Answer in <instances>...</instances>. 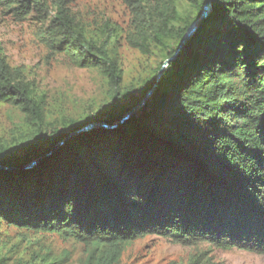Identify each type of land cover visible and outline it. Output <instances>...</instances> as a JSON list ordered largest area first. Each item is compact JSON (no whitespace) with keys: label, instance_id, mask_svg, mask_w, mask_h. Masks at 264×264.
Segmentation results:
<instances>
[{"label":"trees","instance_id":"16d2710c","mask_svg":"<svg viewBox=\"0 0 264 264\" xmlns=\"http://www.w3.org/2000/svg\"><path fill=\"white\" fill-rule=\"evenodd\" d=\"M124 1L134 16L129 44L163 57L136 86L123 85L114 26L92 32L74 0H0L5 14L38 22L36 37L51 53L98 70L109 86L103 103L50 123L46 94L0 48V104L20 110L26 123L0 149V165L14 167L0 170V225L75 240L106 262L147 234L264 255V0H212L177 55L206 0ZM184 5L193 11L185 14ZM174 55L130 119L71 137L23 169L31 154L44 155L84 125L121 119ZM31 258L16 264L59 263L42 250ZM188 264L209 263L201 254Z\"/></svg>","mask_w":264,"mask_h":264},{"label":"rangeland","instance_id":"374dc122","mask_svg":"<svg viewBox=\"0 0 264 264\" xmlns=\"http://www.w3.org/2000/svg\"><path fill=\"white\" fill-rule=\"evenodd\" d=\"M72 7L92 32L105 30L111 24L119 33L117 50L122 62L123 85L141 83L163 59L159 52L154 56V49L153 53L150 50L141 53L129 44L127 36L135 29L134 16L124 0H74ZM182 11L188 14L193 9L184 5ZM38 27L35 19L18 21L0 7V48L11 65L21 67L27 77L35 80L40 92L46 94L47 120L54 124L53 120L62 114L78 118L89 105L96 107L103 103L109 97L104 75L95 69L74 66L63 54L51 53L37 39ZM25 130L22 112L0 104V149L13 144ZM12 150L23 154L18 147ZM35 157L31 154L28 161ZM41 250L52 257L50 262L59 260L58 264H188L201 254L209 264H264V255L240 249L222 250L206 243L186 246L153 234L126 244L117 261L106 262L100 253L91 256L90 247L75 240L0 225V256H7L8 264H16L20 258L31 260Z\"/></svg>","mask_w":264,"mask_h":264},{"label":"water","instance_id":"95a60500","mask_svg":"<svg viewBox=\"0 0 264 264\" xmlns=\"http://www.w3.org/2000/svg\"><path fill=\"white\" fill-rule=\"evenodd\" d=\"M212 0H206L204 7H203V11L201 16L193 22V24L190 26V28L188 29L187 33L185 34L184 38L182 39V41L180 42L175 55L178 54V52L182 49V47L184 46V44L186 43V41L195 33L196 29H198L200 27V25L204 22L206 16L209 13L210 10V6H211ZM175 55L171 58H169L168 60H166L165 64L163 65V67L160 69L157 77H156V82L155 84L151 87V89L146 93V95L141 99V101L134 106V108H132L129 112H127L121 119L113 122V123H108V122H104V121H96V122H92L89 124L84 125L83 127L75 130L74 132L70 133L68 136H66L65 138H63L53 149H51V151L45 153L42 156H36L35 159L33 160H29L26 162V164L24 165L23 169H31L33 167H35L37 164H39L43 159H45L48 155L52 154L55 149L59 146L62 145L63 143H65L67 140H69L71 137H74L80 133H84V132H88L92 129L95 128H116L118 126H120L122 123H124L125 121H127L128 119H130L132 117V115L138 111L140 108H142L144 106V104L146 103V101L150 98V96L154 93V91L156 90L162 75L164 73V70L166 68V66L169 64V62L171 60L174 59ZM14 169V167L11 166H4V165H0V170H12Z\"/></svg>","mask_w":264,"mask_h":264}]
</instances>
